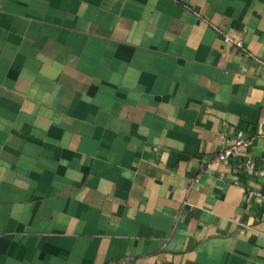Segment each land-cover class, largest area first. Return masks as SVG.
Segmentation results:
<instances>
[{
    "label": "crops",
    "instance_id": "crops-1",
    "mask_svg": "<svg viewBox=\"0 0 264 264\" xmlns=\"http://www.w3.org/2000/svg\"><path fill=\"white\" fill-rule=\"evenodd\" d=\"M238 129L264 164V0H0V264H264Z\"/></svg>",
    "mask_w": 264,
    "mask_h": 264
},
{
    "label": "built area",
    "instance_id": "built-area-1",
    "mask_svg": "<svg viewBox=\"0 0 264 264\" xmlns=\"http://www.w3.org/2000/svg\"><path fill=\"white\" fill-rule=\"evenodd\" d=\"M225 41H232L236 45H242L240 37H231L228 34L223 36ZM249 141L244 137L243 130L238 129L235 133L233 140L218 152V160H231L235 164V168L239 171L246 173L251 177L261 176L264 177V164L257 165L254 157L245 151H241L240 147L246 146ZM261 198L264 200V192L260 193Z\"/></svg>",
    "mask_w": 264,
    "mask_h": 264
}]
</instances>
